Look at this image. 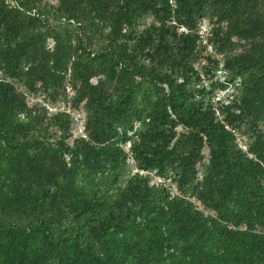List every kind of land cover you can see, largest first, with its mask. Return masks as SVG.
<instances>
[{
	"label": "trees",
	"instance_id": "trees-1",
	"mask_svg": "<svg viewBox=\"0 0 264 264\" xmlns=\"http://www.w3.org/2000/svg\"><path fill=\"white\" fill-rule=\"evenodd\" d=\"M171 1L0 0V264H264V0Z\"/></svg>",
	"mask_w": 264,
	"mask_h": 264
},
{
	"label": "rangeland",
	"instance_id": "rangeland-1",
	"mask_svg": "<svg viewBox=\"0 0 264 264\" xmlns=\"http://www.w3.org/2000/svg\"><path fill=\"white\" fill-rule=\"evenodd\" d=\"M172 2V5H174L173 4V0L171 1ZM202 23H204L205 24V27L207 28V30H209V28H208V24H207V21H203ZM201 25V23L199 24V26ZM199 31H201V32H205L206 30L204 29V28H201L200 27V29H198V33H199ZM207 32V31H206ZM210 42V41H209ZM53 40L52 39H50L49 40V42H48V47H53ZM209 45H212L211 43L209 44ZM213 46V45H212ZM217 57H219V58H223L224 57V53H222V54H219ZM221 64V66H222V63H220ZM219 64V65H220ZM0 77H1V73H0ZM223 81H224V79H223ZM222 85V84H221ZM23 89V88H22ZM68 92H69V95H71L73 92H72V90L69 88L68 89ZM227 92V90L226 91H222L221 89L219 90V89H217V90H215V92H214V94L216 95V96H218V98L220 97V96H224V94H227L226 93ZM37 99H39V98H33V100H31V102H33L34 100H37ZM48 108H50V109H52V110H54V111H56L57 109H59V108H61V109H65V110H67V111H70V112H72V110L70 109V107H71V102H70V99H67L66 101H64V100H60V101H58V102H56V103H52V102H43ZM81 116H82V114H80ZM83 117V116H82ZM82 117H80L79 115H76V118H77V121L78 122H80V127H82V126H84L83 125V122H84V120H82L83 118ZM78 135L79 134H83L84 136H86V134H85V132L83 131L82 133L78 130V133H77ZM128 149H129V147H128ZM160 182L162 183L163 181L162 180H160Z\"/></svg>",
	"mask_w": 264,
	"mask_h": 264
},
{
	"label": "built area",
	"instance_id": "built-area-1",
	"mask_svg": "<svg viewBox=\"0 0 264 264\" xmlns=\"http://www.w3.org/2000/svg\"><path fill=\"white\" fill-rule=\"evenodd\" d=\"M200 27L204 28L207 31V32L206 31L205 32L199 31V34L201 35V38L203 39V44L207 45L208 46V51L212 53L213 52V47H212V45H209L208 40H207V34H208L209 30H207V28L205 27L204 23H201V25L199 26V29H200ZM225 75H226V73H225V70H224V67H223V63H222V66L220 64L219 67H218L216 77L223 81V79H225ZM227 91H228V93L233 92L234 91V86L230 85L229 88L227 89ZM227 128L229 130H231L233 133H235L237 143L239 144V146L242 149L246 150L247 149V145L245 144L244 138L235 129L230 128L229 126ZM79 131L81 133L83 132V130L81 128H79Z\"/></svg>",
	"mask_w": 264,
	"mask_h": 264
}]
</instances>
